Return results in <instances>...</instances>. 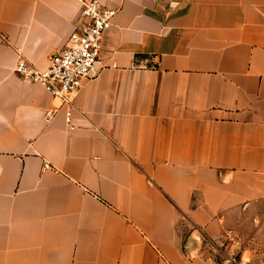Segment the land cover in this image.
Here are the masks:
<instances>
[{
  "label": "crops",
  "instance_id": "crops-1",
  "mask_svg": "<svg viewBox=\"0 0 264 264\" xmlns=\"http://www.w3.org/2000/svg\"><path fill=\"white\" fill-rule=\"evenodd\" d=\"M99 1L62 103L16 66L47 68L80 2L0 0V264H225L207 243L264 202V0Z\"/></svg>",
  "mask_w": 264,
  "mask_h": 264
},
{
  "label": "built area",
  "instance_id": "built-area-1",
  "mask_svg": "<svg viewBox=\"0 0 264 264\" xmlns=\"http://www.w3.org/2000/svg\"><path fill=\"white\" fill-rule=\"evenodd\" d=\"M81 16L67 44L45 69H38L20 59L16 71L26 80L42 83L62 103H71L85 78L91 75L103 50V37L112 26L118 9L108 7L99 0H78ZM54 110L48 111V117ZM232 262V259H228Z\"/></svg>",
  "mask_w": 264,
  "mask_h": 264
},
{
  "label": "rangeland",
  "instance_id": "rangeland-1",
  "mask_svg": "<svg viewBox=\"0 0 264 264\" xmlns=\"http://www.w3.org/2000/svg\"><path fill=\"white\" fill-rule=\"evenodd\" d=\"M247 217L232 220V234L223 243H207V249L225 264H240L242 254L251 253L249 264H264V202ZM249 241V242H248ZM252 253L259 255L253 257ZM232 259V262H228Z\"/></svg>",
  "mask_w": 264,
  "mask_h": 264
}]
</instances>
